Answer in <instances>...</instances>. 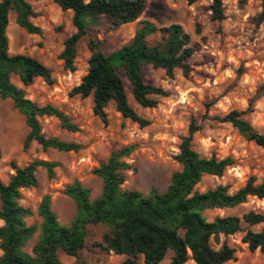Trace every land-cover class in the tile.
<instances>
[{
    "label": "rangeland",
    "instance_id": "obj_1",
    "mask_svg": "<svg viewBox=\"0 0 264 264\" xmlns=\"http://www.w3.org/2000/svg\"><path fill=\"white\" fill-rule=\"evenodd\" d=\"M26 1L35 13L31 21L41 33H27L15 23V15L10 13L6 29L9 52L27 54L41 61L50 69L53 83L47 84L38 77L31 85L22 87L16 76L12 77V82L24 89L26 98L38 105L55 106L78 128L69 131L61 127L55 117L39 116L45 136L82 146L78 151L43 150L33 141L23 149V140L29 131L25 118L11 99H0V180L7 183L13 174L11 162L17 166H24L34 159L57 163L53 178L49 179L45 170L38 168L37 186L21 190L19 203L33 212L25 218L27 224L40 223L36 210L45 194L51 197V207L58 221L69 224L76 207L63 193L64 188L77 179L90 190V198H96L102 189V179L92 170L105 161L111 151L131 144L135 149L124 159L130 168L124 171L122 188L136 189L144 194L152 187L164 191L171 174L181 168L174 156L192 119L200 126L193 135V149L204 157L214 154L219 159L231 157L233 160L221 176L204 175L196 186L198 191L225 185L232 194L250 176H254L257 183L264 178V147L247 140L230 123L215 119L231 110L244 111L243 118L258 133L264 134V19L256 20L261 11L260 0H222L224 18L220 21L211 19V0H196L192 4L187 0H145L146 7L136 21L115 29L104 24L92 28L105 53L128 43L141 20L151 21L159 27L178 23L197 45L198 49L189 59L191 71L187 76L175 69L173 77L169 78L161 68L143 66L144 80L168 92L165 97H157L155 107L139 106L132 97L129 82L122 75L130 105L150 121L145 127L122 117L113 102L105 108L107 124H104L93 114L90 96L70 95V90L80 82L88 68L87 37L78 44L75 70L65 69L58 56L63 41L75 31L72 11L61 10L52 0ZM196 25H199V32ZM157 39V35L150 36L148 41L152 43ZM263 208L264 199L248 197L236 207L214 208L203 215L207 221L227 215L241 218L249 210L261 211ZM241 226L243 230H264V222L253 226L241 222ZM107 230L104 224L88 225L85 247L78 257L60 252V261L64 264H119L125 257L106 250L102 244V235ZM243 230L228 236L220 235L219 243L211 240L212 247L217 249L225 242L235 249V259L223 264H264V252L249 251L241 241ZM36 238L37 234L28 242L26 250L30 251ZM171 256L169 250L159 264H169ZM184 264L195 263L189 258Z\"/></svg>",
    "mask_w": 264,
    "mask_h": 264
},
{
    "label": "trees",
    "instance_id": "obj_2",
    "mask_svg": "<svg viewBox=\"0 0 264 264\" xmlns=\"http://www.w3.org/2000/svg\"><path fill=\"white\" fill-rule=\"evenodd\" d=\"M61 10L72 11V25L75 31L63 41L59 59L65 69L75 70L74 59L80 40L87 37L90 52L88 68L80 82L70 90V95L92 98V112L107 124L106 106L113 102L122 117L137 123L140 127L150 124L130 105L122 75L130 84L131 94L141 107H155L157 97L168 92L152 85L143 78V66L161 68L172 78L179 69L183 76L191 71L190 57L198 49L191 42L190 34L178 23L156 26L148 20L138 22L131 40L105 53L101 42L92 33V28L104 24L110 29L136 21L146 7L145 0H52ZM196 0H187L192 4ZM261 11L256 20L264 19V0H260ZM211 19L224 18L222 0H211ZM15 15V23L29 34H40L41 29L32 23L35 13L26 0H0V99H11L14 107L25 118L29 128L22 147L27 149L31 142L38 143L43 150L78 151L82 146L75 142L47 137L41 131L39 116H53L61 127L76 131L77 126L61 110L51 104L38 105L25 97L24 89L35 78L53 83L50 69L41 61L27 54L9 52L6 29L9 14ZM199 32V25H196ZM159 39L149 42L150 36ZM16 76L22 85L12 82ZM252 100L250 101V103ZM244 111L231 110L215 119L230 123L247 140L264 147V134L258 133L243 118ZM200 129L192 119L188 132L182 136L178 153L174 156L181 168L171 174L164 191L152 187L147 194L139 190H124V171L130 166L125 162L135 149L131 144L110 152L107 159L92 170L102 179L100 194L90 198V190L74 179L63 193L71 198L76 213L69 224H61L51 207L49 194L42 196L36 213L39 224H27L26 217L33 212L19 203L23 188L38 184L36 171L43 168L49 179L54 177L56 162L34 159L24 166L11 162L13 174L7 183L0 180V264H64L59 253L78 257L85 247L87 226L104 224L108 230L102 235V244L108 251L123 255L119 264H159L169 250L172 251L169 264H184L189 258L195 264H223L235 259V249L225 242L217 249L211 240L219 243L220 235L228 236L243 230L241 222L248 226L264 222V208L249 210L241 218L235 215L216 216L207 221L203 213L214 208H233L248 197L264 199V178L256 182L250 176L245 184L234 193L225 185L200 192L197 184L204 175L221 176L227 166L233 163L231 157L217 158L201 156L192 147L195 132ZM1 158V151H0ZM241 241L249 251L264 252V230H243ZM37 234L30 251L28 242ZM77 264H83L79 262Z\"/></svg>",
    "mask_w": 264,
    "mask_h": 264
},
{
    "label": "clouds",
    "instance_id": "obj_3",
    "mask_svg": "<svg viewBox=\"0 0 264 264\" xmlns=\"http://www.w3.org/2000/svg\"><path fill=\"white\" fill-rule=\"evenodd\" d=\"M86 2H87V0H86ZM0 224H2V222H0Z\"/></svg>",
    "mask_w": 264,
    "mask_h": 264
}]
</instances>
